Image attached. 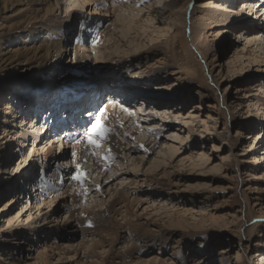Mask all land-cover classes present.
Returning a JSON list of instances; mask_svg holds the SVG:
<instances>
[{
    "label": "rangeland",
    "instance_id": "1",
    "mask_svg": "<svg viewBox=\"0 0 264 264\" xmlns=\"http://www.w3.org/2000/svg\"><path fill=\"white\" fill-rule=\"evenodd\" d=\"M113 1L116 8L112 7ZM138 1L156 4V0L105 1L112 13L107 22L121 21L123 28L119 32L141 22L130 36L133 44L128 43L121 33L122 54H117L112 61L118 67L111 72L105 71V75L103 72L95 73L99 79L105 76L108 85L114 84L113 87H117L115 84L119 82L125 87L131 86V91L139 95V100L153 104V111L146 114L148 117L136 120L134 124L148 125L150 118V122L163 125L156 129L153 126L156 132L152 138L161 145L167 144L162 147L163 158L158 159L161 147L158 154L154 152L158 147L154 142L153 147H145L147 151L140 149L145 156L139 159L140 165L136 167L133 164L138 162V156L132 164L120 154L123 166L115 172L118 175H113L114 178L139 175L133 191L140 190L141 196L154 203V209L148 211L144 219L133 220L136 219L134 217L125 220L120 204L115 203L114 207H110L105 182L94 181L93 171L98 172V165L106 167L109 163V159L104 158L109 148L106 142L103 143L105 139L94 138L95 134L87 133L89 128L93 125L104 126L105 123L107 127H116L118 132L121 131L119 135L116 134L122 145L139 148L143 142L137 134L140 127L129 128L126 124L131 113L125 120L122 117L124 114H119L126 106L119 102L122 104L120 109L114 100L113 105L108 107L107 101L97 94L94 104L90 105L95 115H90L81 125L88 140L81 146L88 154L68 149L67 155L60 157L65 150H60L59 144L53 147L54 157L60 161H75V167L61 171L58 187H62V191L46 200H53L52 205L47 203L43 215L33 208V202L41 203L40 199L35 201L32 198L37 189V180L33 178L30 184H24L25 189L13 206L0 213V264H262L264 50L258 39L246 43L243 30L249 26L254 27L253 30L264 27V17H259L255 10L236 12L240 10L237 5L240 0H219L225 12H212L199 7L204 0H164L163 4L157 5L159 8H141L142 12L141 9L137 10L142 6ZM86 3L88 0H70V3L69 0H52L50 3L47 0H0L1 94H8L7 89L11 85L15 88L22 85L18 81L20 77L26 75L27 80H31L47 63L64 61L55 80L58 83L57 94L51 97L66 94L76 96L71 89L80 86L70 84L76 74L73 69L75 63L72 62L73 50L78 37L91 41L94 36L92 30H83L81 19L103 17V14L97 15L96 11L91 12ZM130 8L134 11H130ZM192 9L193 18L199 17L205 21L204 28L196 18L188 23L187 13ZM238 13L251 18L250 25H245L246 20L242 18L233 20L231 16L238 17ZM147 17H151L152 22H146ZM178 18L184 22L181 27L176 24ZM101 24L105 25L103 21ZM95 27L93 25L92 29ZM199 31L204 35L197 39ZM175 32L181 33L182 37ZM30 34L43 39L33 44ZM39 45H42V51L35 52ZM55 46L59 51L54 50ZM60 47L65 49L63 55ZM132 48L138 53L129 52ZM121 57L126 58L121 60ZM46 77H42L41 83H44V90L50 88L49 83L45 82ZM18 91H13V102L10 104L17 101ZM55 101L56 98H50L51 108ZM80 111L81 108L72 110L74 115ZM5 116L0 113V120ZM48 120V130L51 124L70 122L65 118L62 120L60 114ZM10 122L7 127L12 128L18 124V119L11 118ZM26 129V132L31 131L30 128ZM55 135L60 136L58 132ZM52 137L48 132L46 138L49 140ZM10 138L8 136L7 140ZM16 144V141L9 142V148H13L7 154L11 168L7 171L3 167L0 169V206L12 194L10 191L20 178L27 182L30 179L25 178L32 169L37 171L41 166V157H38V151L31 148L32 145L21 148L19 152L14 147ZM28 144H31L30 141ZM154 160H159V167L149 168ZM18 161L25 164L27 170L15 171ZM112 164L115 165V162ZM54 167L56 164L51 159L49 170L45 168V182L51 186L57 184L50 176ZM104 170L100 179H104L103 174L108 172ZM128 171L130 173L126 174ZM77 175L83 176V182L78 183L79 180L74 179ZM66 185L73 186L69 194L79 200L75 212H72L74 204L70 198L63 195L67 191ZM123 185L119 187L123 189ZM93 191H101V194L97 192L93 196ZM137 199L140 205L146 202V199ZM87 209L91 212L101 210L95 225L82 213ZM67 211H71L73 227L65 224ZM46 212L49 214L44 215ZM43 222L51 228L49 233L39 228ZM171 223H178L182 231L167 232L166 227ZM133 225L136 227L131 229ZM23 228H27L25 236L22 234ZM60 229L71 237L67 250L49 249L46 256H36L33 252L36 245L49 246L55 237L60 236L57 234ZM81 233H84L83 238ZM176 238L181 239L179 244H175ZM61 240L67 242L64 238ZM175 245L178 248L173 249ZM39 252H43L40 247ZM164 257L170 258V263H166Z\"/></svg>",
    "mask_w": 264,
    "mask_h": 264
},
{
    "label": "bare ground",
    "instance_id": "2",
    "mask_svg": "<svg viewBox=\"0 0 264 264\" xmlns=\"http://www.w3.org/2000/svg\"><path fill=\"white\" fill-rule=\"evenodd\" d=\"M50 1H52V0H47V2H49V3H50ZM54 1L59 2V1H63V0H54ZM105 1L106 0H88V3H86L87 7L91 9V12L96 11L95 13L97 15L103 14L102 18H96V19L90 18L89 19V18L83 17L81 19V24H82L83 30L86 32H89L92 30L91 32H92V35L94 34V36L92 37L93 39L91 38V41L87 40L86 37H82V38L78 37L79 38L78 43L75 45V48L73 50L72 62L75 63V66L73 69H75L76 74H75L74 79L70 82V84H75V85L80 86V87H76V88L71 89V91H72L71 93H75L76 96H73V94H66V95H62V97L60 95H55L54 97H51L58 90V87H57L58 83H56L57 81L55 82V80H57L56 78L58 77V75L61 71L60 69H62V67L64 65V63H63L64 61H62L60 63L49 62L43 68H41L40 72L37 73L35 75V77L32 78L31 80H27V76L24 75L18 79L19 82L23 83L22 85L20 84V86H18V88H15L11 85L10 88L8 87L9 89H7L8 94H1L0 93V113L7 115L3 119L0 120V157L4 156L3 159L0 158V169L3 167L4 170L7 171V170H9V168H11V166H8L9 164L7 162V158H8L7 154L10 153L11 149L13 150V148H9V142H11V141H16L17 144L14 147H16L17 151H19V152H20L21 148L28 146V145H32L31 148L38 151V154H39L38 157H41V158H39V162L41 163V166L38 167V170L36 171L35 168L32 169V171L25 178V179H30L31 181L28 180L26 182L25 180H23V178H20V180L15 185L16 187H13L11 189L12 191H10V193L12 192V194H11L12 196L9 195L4 200V204L2 206H0V213L1 214L5 211H8L10 209V207L13 206L16 199L19 198V195H21V193L23 192L22 190L25 189L24 184H26V183L30 184L33 181V178H36V180H37V183H36L37 189L35 190L36 193L32 198H34L35 201L38 199H40V201H41V203H39V204L37 202H33V205H34L33 208H35L37 211H39L40 212L39 214L43 215V208L46 207L47 203H51V205H52V203L54 202L53 200L48 201V202L46 200H50L53 196H55V194L60 193L62 191V187H58V183H59V180L61 178L62 172H65L66 170H71L73 167H75L73 165V163L75 161L73 163H72V161H69V160L67 161L66 159H63L62 161H60L58 157H54L55 154L53 153V151H54L53 147L55 146V144H59L60 150H62V151L65 150V152H62L60 157H65V155H67L68 149H71L75 153H79V150H80V152L82 151V153L84 155L88 154L87 150H84V148L81 146L82 143L87 140V136L85 135V133H83L82 126L86 122V120L90 118V115H92V116L95 115V110L90 105L94 104L93 100L95 101V99L97 98V94L99 96L101 95L103 97V99L107 101L108 107L110 105H113L114 100L116 101V104H117L116 106L118 108H120L122 106V104H123V106L124 105L126 106L125 109H123L122 112L119 114H121V115L124 114L122 117L125 120L129 116V114L131 113L130 114L131 116H129L128 119L126 120V124L129 125V128H131V127L139 128L140 127V130L139 129L137 130V132H139L137 134L140 135L138 138L140 140H142L143 142L140 143L139 148H138V146L131 147L128 145L127 146L122 145L119 138H117V134L119 135L121 133V131L118 132L116 130V127L109 128L106 126L105 123L104 124L102 123L104 126L97 125L95 127V129L93 127L89 128L90 130H88L87 133L95 134L96 136H94V138L105 139V141H103V143L106 142L107 143L106 147L109 148L108 152L106 151L107 153L105 154V157L103 156L104 158L109 159V163L106 165V167H102V166L99 167V165H98V167L96 168L97 170H99L98 172L94 169H93L94 171L92 170L93 175H94L93 176L94 181L98 182L100 180L101 184L103 183V181L105 182L104 185H105V187L107 186L108 190H109L108 194L110 196L109 198H110V202H111L110 207L111 208L114 207L115 203L120 204V208H122V210H123L125 220H131L134 217L136 219H133V220L144 219V217H146L148 215V211L151 212L152 209H154V206H155L154 203L152 201H149L146 197L141 196L140 190L136 189V191H133L132 187H134L136 185L135 180H137V178L140 179L139 175H138V177H137V174H135L134 176L130 175L129 178H124V177L120 178L117 176H116V178L113 177L114 174L115 175L119 174V173H115V172H117V170L119 168H121V166H123V163H122L123 157H121L120 154L124 155L126 161H128L129 163H132V164L135 162L134 161L135 159L137 160V156H138V162H135L133 165L135 167L137 165H140L139 159L145 156V154L143 155L141 153L140 149L147 151V148L145 149V147H147V145L153 147L154 144L152 145V143L157 142L154 139H152L155 132H156L153 129L154 128L156 129V127L160 126L161 123H159V122L154 123L153 121L150 122V118H149L148 119V121H149L148 125L146 123L134 124L136 120L141 121V120H144L148 117V115H146V114H148L149 111H153V109H152L153 104L147 103L143 100H139V98H138L139 95L137 93L131 91V86L125 87L123 83L119 82L118 84H115V85H118L117 87H113L114 84L113 85L109 84L110 85V87H109L108 79L105 78V76L101 77L100 79L98 77H96L97 74L95 72H103V74L105 75V73H104L105 71L109 70L111 72L114 68L118 67L117 66L118 64L112 63V61L115 60L114 57L117 54H122L121 53L122 47L120 48V45H121L120 41L121 40H119L121 38V35L123 34V37L126 38L128 43L133 44V40H132V38H130V36H131L132 32H134V30H136V27L138 26V24H140V22H141V20H140L137 23V26H133L132 28H130L131 26L129 25L126 28L127 32L125 30L119 32V29L123 28V25L120 24L121 21L118 22L117 20H114L111 23L107 22L108 18L112 17V13L110 12V8L106 6ZM169 1L170 0H168V2ZM149 2H145V4H143L142 2H139V3H142V6L138 7L137 10L140 11L141 8H144L145 10H147V9L149 10V9L155 8V7L159 8V6H157V5L163 4L164 0H156V4H152V5ZM69 3H70V0H69ZM111 4H112L113 8H116L114 1ZM154 5H156V6H154ZM237 5L240 7V10L236 11V12L241 13V11H244L243 13H246L247 10L249 12H252L253 10H255L254 11L255 13H259V17H264V0H257V1L240 0L237 2ZM129 7H132V6H129ZM199 7L206 8L212 12L213 11L214 12L215 11L225 12V10H224L225 7L222 5L221 2H219V0L218 1H216V0H204V1H202V4ZM142 10L143 9H141V11ZM115 11H118V10H115ZM130 11H134V10H132V8H130ZM239 13H238V17H236V15L231 16L233 18V20H240V18H242V19L246 20V21H244L245 25H247V26L250 25V19L251 18L245 16L244 14H239ZM175 14L176 13H174L173 15H175ZM241 15H242V17H241ZM248 15H249V13H248ZM177 16H179V15H177ZM193 16H194V14H193V9H192L189 13H187V18L189 19L188 23H191V21H193L191 19L196 18V21L199 22V25L202 28H204L206 25L204 23L205 21L199 17L193 18ZM133 19L134 18H132V19L130 18V20H133ZM102 21L104 22L105 25L101 24ZM207 21H209V20H207ZM93 22L96 24H93ZM146 22H148V23L152 22V18L147 17ZM176 22H177L176 24L179 25V27H181L184 23L181 21V19L179 20V18ZM127 23H131V22H126L125 24H127ZM142 24H143V22H142ZM176 24H174V25H176ZM93 25H96V27L92 29ZM175 28H177L176 30H178V27H175ZM253 29H254V27L250 28V26H249L248 28H245L243 30V32H244L243 35L246 36V37H244V39L246 40V43H249V42L253 41L254 39L255 40L258 39V41H261L260 43L262 44V49L264 50V47H263L264 46V27H259L258 30H253ZM202 31H199L197 39L201 38L204 35L201 33ZM175 33H177L176 35H178V37H182L181 33H178V32H175ZM38 38H40V39H38ZM41 39H43V37H37L36 34H32L30 36V40L33 44L40 42ZM37 40H38V42H36ZM57 48L58 47L55 46L54 50L59 51V48L58 49ZM42 49H43L42 45L41 46L39 45L36 47L35 52H38L40 50L42 51ZM60 52H62V55H63V53L65 52V49L60 47ZM129 52L134 53V52H136V50L134 51L132 48ZM137 53L138 52H136V54ZM139 53L141 54V52H139ZM132 55L137 56L135 54H132ZM63 58H64V56H63ZM124 58H126V57H121V60H124ZM205 66H207V65H205ZM66 69H67V66H66ZM44 75L47 76L46 77L47 80H45L46 84L49 83V85H50L49 89L46 88L47 90H44L42 88L44 83L41 84L43 82L44 78H42V77ZM101 76H102V74H101ZM105 79H106V81H105ZM107 86H108V88H106ZM15 90L16 91L19 90L18 91L19 95L16 97L17 101L14 100L15 103L10 104L11 102H13L12 101V98L14 96L13 91H15ZM57 96H60V97L57 98ZM50 98H54V100L56 98L55 104L52 108H51V104L49 103ZM91 98H92V100H91ZM99 99H100V97H99ZM119 102L122 104H120ZM57 107H59L60 109L62 108V109L60 110ZM78 108H81L82 111H80L78 114L74 115L75 113L73 114L72 110L78 109ZM126 111H127V113L125 114ZM139 113L140 114L142 113L143 116L146 115V117L141 118L140 116H142V115H140ZM58 114L61 115L62 120L65 118L67 121H70L69 124H67V123H64V124L62 123L63 125L62 124L61 125L54 124V126L51 124V129L48 130V127L50 125L49 124L50 121L48 120V118L54 117ZM11 118H13V119L17 118L18 124L12 128H9V127H7L8 126L7 124H9V125L11 124V122H10ZM132 118L134 120H132ZM130 120H132L133 122ZM52 121L53 120H51V123H52ZM154 125H155V127L153 128ZM144 126H146V127H144ZM161 126H163V125H161ZM26 128H30L31 131L26 132V130H27ZM44 129H46V130H44ZM101 129L107 130L103 137L97 135V133ZM48 132H49V134L53 135V137L49 140L46 138V136L48 135ZM56 132H58V134H60V136L55 135ZM8 136L11 137L9 140H7ZM61 136H63L62 139H60ZM29 141L31 144H28ZM65 142H66V144H65ZM164 145H167V144L161 145L159 141L157 142L158 147L156 149H154V152L156 151L158 154L159 153L158 148L161 147L158 159H160L161 157L163 158L162 147ZM150 149H151V147H150ZM51 159L54 160V162L56 164V167H54L52 175H50L52 178L55 179V183H57V184H53V186H51L50 184H47V182H45V176H46L45 168L49 170ZM82 161H83V159L80 160V162H82ZM158 161L154 160L151 163V165H149V168H152V169L158 168L159 167ZM112 162H115V165L112 164ZM81 164L82 163H79V165H81ZM25 166H26L25 164H22V162H19L15 167V171H17V172L25 171V170H27L25 168ZM71 166H73V167H71ZM115 166H117V167L115 168ZM78 168H80V166ZM104 169H107L108 172L103 174L102 177L104 179H100L101 173L103 171H105ZM68 172H70V171H68ZM94 172H97V174H94ZM129 173L130 172L128 171L126 174H129ZM79 182H80V180L78 181V183ZM4 185H5V183H4ZM71 185L70 186L66 185L67 187L64 186L67 191H65L63 193V195H66L67 198H70L71 202L74 204V207H72V209H73L72 212H73L76 209L75 207H76V205H78L79 200H77L76 197L69 194V190L71 188H73V186H71ZM120 185L124 186L123 189L119 187ZM72 190H74V189H72ZM94 192L95 191H93V193H92L93 196L97 192L101 194V191H97L95 193ZM42 195H44V199H42ZM137 198L146 199V202H144L143 205H140L138 203ZM111 199H114V200L111 201ZM43 201H45V202H43ZM44 209H46V208H44ZM99 211L100 212L94 211L95 212L94 213V212H91L90 210L87 209V210H84L82 213L85 214L87 216V218L95 225V222H97V220H95V219H98L99 214L101 213V210H99ZM70 213H71V211L70 212L67 211L65 214L66 215L65 217L66 218L68 217V219L65 221L66 222L65 224L68 227H70L72 225V222L70 221V216H72V215H70ZM89 213H92V214L89 216ZM48 214H49V212L44 213V215H48ZM10 221H12V220H10ZM44 222L41 223L39 228L41 230H44V233H46V232L49 233L51 228L45 226ZM76 223L79 224L78 221H76ZM71 227H73V226H71ZM135 227L136 226L132 227L131 229H134ZM179 227H181V226H179L178 223L177 224L171 223V224L167 225L166 229H167V232H169V233L174 232L175 230L182 231V228H179ZM25 231H27V228H23V231H22L23 236L26 235ZM62 233H63V230L60 229L59 232H57V234L58 235L60 234V236H58L57 238L55 237L52 240V242H50L49 246H47V244L46 245L44 244V246L43 245L39 246V243H38L36 245V248L33 250V252L36 253V256H38V257L46 256L48 254L49 249L58 250V251H66L68 246L71 245V244L68 245V240L71 239V237L69 235L66 236L64 233L63 234ZM83 236H84V233H81V238H83ZM36 237H37V234H36ZM62 238H64V241H67V242H61ZM176 239L177 240H176L175 244H179L181 239L180 238H176ZM20 242L22 243V241H20ZM40 242H41V240H40ZM39 247L43 250L42 253L39 252ZM176 248H178V245H175L173 247V249H176ZM30 249L31 248H29V250ZM26 259H28V258H26ZM163 259L165 260L166 263H168L170 261V258H168V257H164ZM43 260L44 259H42V261ZM261 260H262V264H264V254H261Z\"/></svg>",
    "mask_w": 264,
    "mask_h": 264
},
{
    "label": "snow or ice",
    "instance_id": "3",
    "mask_svg": "<svg viewBox=\"0 0 264 264\" xmlns=\"http://www.w3.org/2000/svg\"><path fill=\"white\" fill-rule=\"evenodd\" d=\"M95 127H96V125H93V128H94V129H95ZM106 131H107L106 129H101V130L97 133V135L103 137V136L105 135ZM90 142L95 143V141H90ZM97 146H98V145H97ZM74 179H77V180H80L81 182H83V176H82V175H77L76 177H74Z\"/></svg>",
    "mask_w": 264,
    "mask_h": 264
}]
</instances>
